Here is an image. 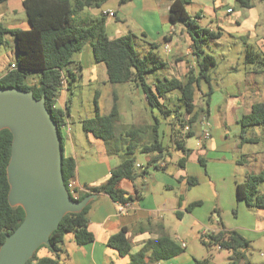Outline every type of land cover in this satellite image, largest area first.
<instances>
[{"label":"crops","instance_id":"crops-1","mask_svg":"<svg viewBox=\"0 0 264 264\" xmlns=\"http://www.w3.org/2000/svg\"><path fill=\"white\" fill-rule=\"evenodd\" d=\"M174 1L102 0L99 7L85 6L76 14V19L86 23L103 17L110 38L133 34L138 54L148 56L154 66L146 78L149 84L171 78L185 84L191 73L198 75L199 57L193 52L192 39L183 22H171L170 8ZM254 7L255 0H251L250 7H242L240 0H190L186 4L190 15L200 14L196 21L201 26L214 31L212 26L203 25V18L210 17L218 27L238 33L244 30L250 37H254L259 28L264 31V19L253 15ZM108 12H114V16ZM0 23L9 29H31L23 0L1 2ZM7 40L6 35V42L0 44V78L16 64L13 50L4 47ZM14 40L16 44V37ZM205 43H202V56L210 54ZM245 45L250 47L248 41ZM92 57L93 48L89 44L73 55L69 67L76 73V79L69 82L63 78L55 99L56 107L65 112L67 127L62 130L65 153L76 161L72 181L74 195L77 197L106 183L111 171L125 157H135L136 168L147 167V172L135 181L126 178L120 181L119 187L125 195L132 197L131 206L124 212L119 202L108 194L89 195L92 196L88 202L89 229L94 241L78 245L74 236L68 234L60 264H131L149 241L162 236H168L181 246L183 253L152 262V250L148 249L136 264H195V259H204L207 254L200 245L193 247L189 236L200 238L198 229L205 227L208 233L218 232L222 223L226 229L235 230L250 241L249 248L241 250L246 256L241 264H264V259L257 260L254 252L264 250V208L248 206L237 197L238 183L249 174L264 172V146L259 135L263 129L260 126L248 128V136L260 140L241 143L242 117L251 112L255 103L264 101V66L245 73L231 67L226 71L227 74L231 71L228 79L218 82L219 73L213 75L218 65L216 60V65L210 69V81L202 78L195 88L196 105L192 112L186 110L180 87L161 99L165 110L161 112L151 107L141 85L110 83L106 66L102 63L105 69H100L94 65ZM93 68L101 71H92ZM38 80L39 74L33 73L28 83L35 85ZM75 85L79 89L89 87L92 97L88 115H79V122L71 117L70 96ZM95 101L101 115L110 114L115 106L119 110L116 139L112 142L83 128L84 119L96 116ZM182 121L185 127L190 123L189 132L182 127ZM204 129H209L211 135L198 146V137ZM155 138L164 147V155L149 164L156 153L144 152L148 156L145 166L136 155L143 153L142 148ZM178 141L183 148H179ZM259 191L264 195V181ZM187 225L189 231L184 230ZM122 229L126 230L132 246L126 255L108 245L109 238ZM258 256L264 258V252ZM207 264L220 263L212 257Z\"/></svg>","mask_w":264,"mask_h":264},{"label":"trees","instance_id":"trees-1","mask_svg":"<svg viewBox=\"0 0 264 264\" xmlns=\"http://www.w3.org/2000/svg\"><path fill=\"white\" fill-rule=\"evenodd\" d=\"M7 0H0L5 2ZM126 0H121L125 2ZM242 7H250L251 0H240ZM102 0H23L27 15L32 23L31 29H9L0 23V44H3L8 33L16 37V69L8 71L0 78V87H19L32 90L37 98L46 97V105L57 122L62 141V165L65 184L76 201H81L91 193L108 194L119 203L129 202L132 197L126 196L119 187L120 181H132L142 177L147 167L137 169L135 157H125L122 162L111 171L106 183L95 186L89 191L80 193L77 197L69 188L76 173V161L65 153V138L62 133V124L65 123V112L55 107V99L62 87L63 78L69 82L76 79V73L69 67L73 55L89 44L93 48L94 58L106 66L108 81L112 84L131 82L141 85L152 108L164 112L162 98L173 89L180 87L183 91V102L186 110L192 112L195 107L194 92L203 78L210 81L211 66L216 65V59L210 54L202 56V43L211 38L221 36V32L211 31L197 23L199 13L192 16L186 9L190 0H175L170 8L172 23L183 22V25L192 39L193 52L199 57L198 75L191 73L187 83L183 84L175 78L164 79L156 84H149L146 80L148 73L154 68L148 56L141 57L134 45L133 34H125L117 38H110L104 26V18L96 17L89 25L78 24L76 14L84 7H99ZM80 22V21H79ZM250 55V52H248ZM248 55V56H249ZM250 61L254 62L253 59ZM264 66V56L259 60ZM38 73L39 80L35 85L28 83L31 74ZM212 92V91H211ZM209 92L208 96L211 95ZM96 100V99H95ZM96 116L83 120L85 131H92L107 142L116 139V127L119 120V110L115 106L108 115H101L97 101ZM191 123V121L189 120ZM188 123V124H190ZM241 143L259 142V137L248 136V128L260 126L264 131V101L255 103L249 114L241 119ZM182 127L185 124L182 121ZM132 131V129H131ZM190 131V130H189ZM188 131V132H189ZM130 134V132H128ZM13 134L9 129L0 130V248L7 235L12 234L23 222L26 212L21 205L12 206L9 202L10 184L7 167L11 158ZM179 142V148H183ZM143 152L156 153L151 164L164 155L161 142L155 140L142 148ZM264 181V172L249 174L246 179L237 184V197L244 200L248 206L264 208V195L259 191V185ZM89 205L82 210L67 213L60 222L59 228L50 236V245H41L26 264H60L61 253L64 252V241L68 234H72L78 245H85L94 241V234L89 229ZM222 229L201 237L202 243L209 251L214 247L227 248L232 251L230 264H241L246 256L242 249H248L250 241L235 230ZM108 245L117 249L121 255L131 252V241L126 230L122 229L112 235ZM44 247L51 255L40 256L39 250ZM152 250V262L168 260L181 253L183 249L168 236H162L148 242L146 247L133 258L131 264L145 256L146 251ZM211 253V252H210ZM212 255V254H211ZM212 256L204 259H195V264H207ZM135 261V262H134Z\"/></svg>","mask_w":264,"mask_h":264},{"label":"water","instance_id":"water-1","mask_svg":"<svg viewBox=\"0 0 264 264\" xmlns=\"http://www.w3.org/2000/svg\"><path fill=\"white\" fill-rule=\"evenodd\" d=\"M6 128L13 134L8 198L26 216L2 244L0 264H26L41 245L51 244L63 217L82 210L92 196L76 201L65 184L61 135L45 95L0 87V130Z\"/></svg>","mask_w":264,"mask_h":264},{"label":"rangeland","instance_id":"rangeland-1","mask_svg":"<svg viewBox=\"0 0 264 264\" xmlns=\"http://www.w3.org/2000/svg\"><path fill=\"white\" fill-rule=\"evenodd\" d=\"M237 11V9H236ZM253 15L261 17V20L264 19V0H255V7L252 9ZM78 22V20H77ZM83 25H89V22L86 23H80ZM203 25L210 27L212 26L214 31L221 32V36L217 38H211L206 40V50L215 56V59L217 60V67L213 70V75L216 73H219L220 78L218 82H223L228 79V76L231 71L227 74V70L231 67H237L239 73H245L247 71H250L251 69H255L258 66L263 67L259 60L264 56V31H262L260 28L255 32L254 37L247 36V32L244 30L241 32H236L231 29H223L221 27L217 26L216 21H212L210 17L203 18ZM9 37H12V40H9ZM7 44L4 46L5 48L10 51L13 50V61L16 60V44H15V37L13 34H7ZM248 41V44H250V47L245 45V42ZM6 42V41H5ZM4 42V43H5ZM250 51V55L248 52ZM249 55V56H248ZM250 59H253L254 62L250 61ZM92 60L94 61V65L101 67L100 69H105L104 65L101 62H96L94 58L92 57ZM101 63V64H100ZM98 68H93L92 71L100 70ZM101 71V70H100ZM233 72V71H232ZM72 101V107H71V117L76 120V122H79V115H83L86 117L89 113V105L91 106L92 97L90 95L89 87L80 88L78 85H75L73 87V93L70 96ZM259 135L262 137V146H264V131L259 132ZM136 159L143 163L145 166L148 163V156L146 153L138 152L136 155ZM214 219V217H213ZM185 231H189V226L184 227ZM200 232V238L197 236H189L190 244L194 247L197 245H200L202 249L204 250V254H207L206 256H212L214 261L220 264H229V260L232 256V251L227 248L219 249L217 247H214L212 251H209L207 247L202 243L201 237L203 235H208L206 227L198 229ZM197 230V231H198ZM188 240V239H186ZM202 244L204 246H202ZM211 252V253H210ZM255 252V257L257 260L264 259L263 257H259L264 250L258 249V251ZM212 254V255H211ZM258 254V255H257ZM40 256H49L51 253L47 248L42 247L39 250ZM247 255H250L247 253Z\"/></svg>","mask_w":264,"mask_h":264},{"label":"built area","instance_id":"built-area-1","mask_svg":"<svg viewBox=\"0 0 264 264\" xmlns=\"http://www.w3.org/2000/svg\"><path fill=\"white\" fill-rule=\"evenodd\" d=\"M107 14H109V15H111V16H114V12H108ZM16 64H12L11 66H10V68H9V71L10 70H13V69H16ZM55 107H56V105H55ZM67 127V124H66V122L65 123H63L62 124V130H64L65 128ZM190 130V125L188 124L186 127H185V131H189ZM210 135H211V133H210V130L209 129H204L203 131H202V133L199 135V137H198V140H197V145L198 146H201L202 144H203V142L206 140V139H208L209 137H210ZM162 166L163 165H165L163 162H161L160 163ZM137 166H139V165H137ZM69 188H70V190H71V192L74 194V185H73V182H71L70 184H69ZM74 197H76L75 195H74ZM120 204V210L122 211V212H124V211H126L127 209H128V207H130L131 206V202H126V203H119Z\"/></svg>","mask_w":264,"mask_h":264}]
</instances>
